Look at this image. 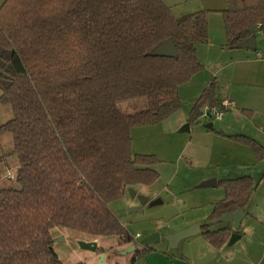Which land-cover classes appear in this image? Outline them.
<instances>
[{
	"label": "trees",
	"instance_id": "obj_1",
	"mask_svg": "<svg viewBox=\"0 0 264 264\" xmlns=\"http://www.w3.org/2000/svg\"><path fill=\"white\" fill-rule=\"evenodd\" d=\"M221 14L228 47L264 35V0H227ZM206 17L205 10L175 17L163 0H3L0 103L12 117L0 133L12 136L18 186L0 190V264H63L52 247L56 227L132 240L108 204L158 174L152 154L132 153L130 129L180 108V86L202 69L197 46L208 40ZM166 39L177 57L148 54ZM214 89L211 80L191 107L190 125L219 107ZM138 98L146 101L139 111L119 107ZM226 136L264 158L254 139ZM218 184L225 195L210 220L242 208L257 182L240 176ZM203 229L215 247L231 234Z\"/></svg>",
	"mask_w": 264,
	"mask_h": 264
},
{
	"label": "rangeland",
	"instance_id": "obj_2",
	"mask_svg": "<svg viewBox=\"0 0 264 264\" xmlns=\"http://www.w3.org/2000/svg\"><path fill=\"white\" fill-rule=\"evenodd\" d=\"M2 2L3 0H0V4ZM166 2L170 4L169 7L175 17L205 10L207 12V22L208 19L211 21L221 20V10L227 7V0H166ZM261 37L257 35L258 39H262ZM206 43L199 44L197 48ZM230 51H233L230 53H241L243 50L233 49ZM229 58L227 61H230ZM231 59L233 60L230 61L232 67H243V65H239L236 57L231 56ZM202 62H204H200L202 68H206L202 73L218 69L213 64L205 63V60ZM217 84L219 92H216V97L218 100L225 97L227 89L238 88L234 84L229 85L224 79L217 78ZM247 88L250 90L247 102L251 106L249 108L254 112L253 123L255 126L260 127V122L264 118V107H260V101L256 98L258 97L257 91H260L258 90L260 86L258 84L249 85ZM180 100L181 107L164 120L156 124L134 126L130 129L132 153L152 154L156 159V163L152 167L158 174L157 179L153 183L136 184L128 187L120 198L108 204L110 211L132 236V240L121 243L117 236L97 237V246L104 248L103 252H101L103 260L100 263V253L95 256L91 251L81 248L80 243L89 240L91 238L89 235L68 228L56 227L51 230L52 247L63 264H75L80 261H84L87 264H191L189 260L197 256L200 240H194V238L199 236L192 235L183 238L174 248L169 246L165 236L194 224L198 226L208 225L211 221L208 215L212 210L213 204L223 199L225 195L224 189L221 184L215 187H200L199 185L204 180L210 178L218 180L220 178L218 176H222L221 172L226 169V157L223 158L219 154L213 153L214 151H210V137H213L215 132L220 133L219 131H222L224 122H229V124L239 128L247 120L246 118L240 121L236 120V118L233 120L228 119L230 114L236 117L237 114L242 113L239 112L241 111V106L237 103L230 110H222V115L224 113L222 118L212 116L207 120L201 115L194 124L190 125L188 131H179L187 123L190 106L187 99L183 97V92ZM237 102L240 101L238 100ZM145 103V98H138L121 102L119 107L126 113H133L143 109ZM262 104H264V99H262ZM11 117L10 105L0 103V124ZM208 122H212V130H207L204 127ZM252 134L257 135L254 131H252ZM254 139L264 145L261 139ZM226 143L231 142L227 141ZM219 148L220 146H215V150ZM242 149L248 148L244 147ZM206 152L214 155H205ZM239 156L244 157L243 154ZM17 166L18 160L13 152L12 136L8 132H1L0 190L18 186L15 179L10 178V176L15 177ZM208 175L211 177L203 179L204 176ZM259 175L264 176V167L257 169L255 182L259 181ZM258 187V190L264 187V178H262V183ZM156 199H160L161 202L151 205L150 203ZM253 199H258V194ZM226 225L227 222L219 223L208 226V229H218ZM245 229L248 234L253 230V234L257 235V239H255L259 240V242L255 245L253 251L255 253L253 255L260 259L264 256V225L244 220V222L239 224L238 230ZM62 232L64 233L61 234ZM152 233H158L160 240L148 244L147 246L152 249L145 255L136 254V260L132 261L135 251L146 246L143 243V239ZM61 236H64V238H61ZM233 251L234 246L226 244L221 252L212 253L205 260L214 264L224 262L229 260L231 256L233 257ZM226 254L229 255L228 258H226ZM95 259H97L96 262H94Z\"/></svg>",
	"mask_w": 264,
	"mask_h": 264
},
{
	"label": "crops",
	"instance_id": "obj_3",
	"mask_svg": "<svg viewBox=\"0 0 264 264\" xmlns=\"http://www.w3.org/2000/svg\"><path fill=\"white\" fill-rule=\"evenodd\" d=\"M163 2L166 5L170 6V4H167L166 0H163ZM207 30H208V41H207L208 44L206 43L205 45H202L197 48V57L201 63H204L202 61L205 60V63L207 62L209 64H213L218 69L207 71L206 73H202L206 69V68H202L198 73L192 76L188 82L180 86L178 90V96L180 99L182 97V92H183V97L187 99V102L190 105L189 106V112H190L194 102L197 100L203 89L208 85V83L211 80L215 81L214 93L216 99H217L216 92H219L217 78L224 79L229 85L234 84L235 86L238 87L236 89H232V88L227 89L225 97H222L219 100L217 99V101L218 103H220L223 99H229L234 102V107L237 105V103H239V105L241 106L240 110L242 109L251 110V116L248 117L243 113H239V115L237 114L236 117H234L232 114H230L228 115L229 120H233L236 118V120L240 121L241 119L244 120L243 118H246L247 121H244L243 123L244 125L242 124V126H240L239 128L229 124V122H224V125H222L223 128L221 129L222 131H219L223 134L212 131L215 132L214 133L215 135H213V137H210L209 140L211 142L210 151L211 152L214 151L213 153H217L223 158L226 157V165H225L226 169L224 172H221L222 176H218L220 178L216 180L215 186L219 185L218 184L219 181H223L226 179H234L240 176H250L253 180H255L257 169L259 167H264V158L258 159L253 149L250 146L234 141L233 139L228 138L226 135H244L252 139L259 138L261 139L262 143H264V118H262L260 122V127L255 126L252 119L254 112L252 109L249 108L251 106H249V102H247V98L250 93V90L247 87L249 85L258 84L260 86L258 90L260 91H257L258 97L256 98L258 101H260V107L261 106L264 107V104H262V99H264V35L260 33L257 34L259 36H262L261 37L262 39H258L257 35L255 36V48L253 49L234 48V47H228L226 45V32L223 24V19L221 20L216 19L212 21L208 19ZM233 49L234 50L239 49L243 51L241 53H236V52L230 53L233 52L230 51ZM252 50L255 52H253ZM231 56L236 57L239 65H243V67H237V68L232 67L231 66L232 64L230 63V61H233L231 59ZM228 58L230 59V61H227ZM238 100L240 102H237ZM223 115H221V118L223 117ZM186 121L187 123H189V118H187ZM212 128H213V124H212ZM212 128L210 129L206 128V129L212 130ZM252 131L257 133V135L252 134ZM227 141L231 143H226ZM256 142L259 143L258 141ZM215 146H220V148L215 150ZM244 147L248 149H242ZM240 153L243 154L245 158L239 156L241 155ZM211 154L212 153L209 154L208 152H206L205 155L210 156ZM207 177H211V176L209 175L204 176L203 179ZM262 178H264V176L262 175L258 176L259 181L256 184L255 190L251 194L247 203L242 207L244 211V216L241 218L240 224L244 222V220H247L250 223L253 221L264 225V187H262L261 190H258L259 184L262 183ZM259 192L261 193L259 194ZM257 194H258V199L256 200L253 199L255 198V196H257ZM210 214L208 215L209 220H210ZM204 225L208 228L207 224H203L199 226V232L193 235V236H199L197 238H194V240H200V242L197 248V256L194 257L192 260H189V263L191 264H214L212 262H207L205 258L210 257L212 253L216 254V252H221V250H223V248L225 247V245L229 240L228 239L226 243H224L219 247H215L211 245L204 238L202 234V231L204 230L203 229ZM224 227L229 228L230 233L235 231L240 236L233 244H231L234 246V251L232 253L233 257L231 256L229 260H226L224 262H218L215 264H264V256L258 259L256 256L253 255L255 253L253 252L255 249V245H257V243L259 242V240H256L257 235L255 233L253 234V230L252 232L250 231L248 234V231L246 229L245 230H238V228L234 229L232 223H227V225ZM208 230H217V229H208ZM63 233L64 232H62L61 234ZM61 238H64V236H61ZM87 241H96L98 245L97 238H90ZM97 247L101 248L103 252L104 248L99 246ZM143 248L135 251L136 253H134L132 261L136 260L137 258L136 254L141 253ZM151 249L152 248L149 247V250L141 254L145 255ZM92 254H95V256H97L99 252ZM228 257L229 255L226 254V258ZM96 260L97 259H95L94 262H96ZM80 262H84V261H80Z\"/></svg>",
	"mask_w": 264,
	"mask_h": 264
},
{
	"label": "water",
	"instance_id": "obj_4",
	"mask_svg": "<svg viewBox=\"0 0 264 264\" xmlns=\"http://www.w3.org/2000/svg\"><path fill=\"white\" fill-rule=\"evenodd\" d=\"M234 48H250L253 49L255 48V36H251L248 39L242 40L240 41L238 44L232 46ZM148 54L150 56H166V57H177V50H176V46L175 43L173 41V39H166L164 41H162L161 43H159L158 45H156L154 48H152ZM205 128L210 129L212 128V123L208 122L204 125ZM189 123H186L185 125H183L179 131H188L189 130ZM216 185V179L214 178H210L207 180H204L200 183V187H206V186H215ZM161 200L160 199H156L154 201H152L150 204L154 205V204H158L160 203ZM244 216V211L242 208H238L233 212L230 213H226L223 214L222 216L210 221L208 223V226H213L219 223H232L234 226V229H237L241 218ZM199 232V226L194 224L191 225L185 229H182L180 231H177L175 233H171L165 236V239L168 241L169 246L171 248H174L178 245V242L183 239L186 238L188 236H192L196 233ZM239 234L237 232H232L230 234L229 240L227 242L228 245L233 244L238 238H239ZM160 240V236L158 235V233H152L151 235L147 236L146 238L143 239V243L145 245H148L150 243H155L158 242ZM81 248L83 249H87L89 251H91L92 253H97L98 251V247H97V243L96 241H83L80 243ZM134 248V247H132ZM99 259H100V263H102L103 260V254L100 253L99 254Z\"/></svg>",
	"mask_w": 264,
	"mask_h": 264
},
{
	"label": "built area",
	"instance_id": "obj_5",
	"mask_svg": "<svg viewBox=\"0 0 264 264\" xmlns=\"http://www.w3.org/2000/svg\"><path fill=\"white\" fill-rule=\"evenodd\" d=\"M234 107V102L229 100V99H223L220 103H219V107H213L210 109H205L204 112L202 113V115L205 118H211L212 116L216 117V118H220L222 115V110H227V109H231ZM11 179H13L14 177L10 176Z\"/></svg>",
	"mask_w": 264,
	"mask_h": 264
}]
</instances>
